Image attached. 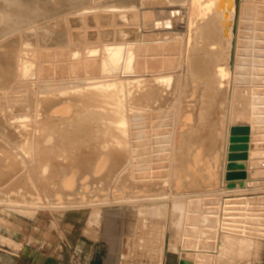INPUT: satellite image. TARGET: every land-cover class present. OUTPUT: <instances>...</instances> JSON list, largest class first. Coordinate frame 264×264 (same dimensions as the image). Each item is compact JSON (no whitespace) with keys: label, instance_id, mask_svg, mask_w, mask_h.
Instances as JSON below:
<instances>
[{"label":"bare ground","instance_id":"6f19581e","mask_svg":"<svg viewBox=\"0 0 264 264\" xmlns=\"http://www.w3.org/2000/svg\"><path fill=\"white\" fill-rule=\"evenodd\" d=\"M254 1L0 0V102L7 113H16V120L28 118L23 126L0 122L1 217L15 216L21 228L28 224L23 218H36L39 210L51 208L86 221L93 214L87 206L107 204L95 214L96 221L115 224L119 233L126 226L122 213L133 203L141 205L135 210L142 213L160 211L169 200L179 223L186 202L178 199L227 193L226 118H219L225 126L213 132L208 115L215 96L236 90L243 17L258 16L261 10L264 14V4ZM155 45L167 48L159 51L162 61L167 51L179 53L180 69L191 77L190 89L172 105L167 103L170 73L155 68L144 73L140 64L132 69L133 59ZM165 109L171 111L167 135L161 137L167 155L160 157L166 155L176 168L159 179L141 155L154 134L151 118ZM200 113L207 115L205 124ZM137 124L148 131L146 141L135 132ZM59 137L78 138V145L65 147ZM3 229L1 224L0 233ZM122 236L125 244L117 264H132L134 236ZM11 237L13 254L25 251L22 241ZM45 257V264H59L62 258ZM13 262L11 255L0 253V264Z\"/></svg>","mask_w":264,"mask_h":264},{"label":"rangeland","instance_id":"374dc122","mask_svg":"<svg viewBox=\"0 0 264 264\" xmlns=\"http://www.w3.org/2000/svg\"><path fill=\"white\" fill-rule=\"evenodd\" d=\"M254 2L264 4V0H255ZM262 11H259V13H262ZM259 13L257 12L258 16H255V14L249 16L247 14L242 20L243 29L241 30L239 52L236 58V63H238L234 70L235 75H238L234 76L235 79H233V87H236L235 91L237 92L234 89L233 92L227 89L224 90L222 96L220 94L215 96L212 99L213 103H211V114L208 115L209 118L211 117L209 119L211 121L208 122L209 126L211 128L214 127L213 132L223 125V123L219 125V118H222V116L223 120L226 118L224 145L225 147L227 146L226 155L228 163L223 173L225 172L224 176H226L224 185L228 186L226 189L232 191L226 190L227 193H224L221 197L219 195L215 196L216 199L214 195L212 197L204 194L178 199L181 203L186 202V206L183 205L181 211L179 210L181 212L179 214V223L176 222L178 215L169 210V207L172 206V203L168 202L169 200L163 202V208L160 211L144 210L142 213H137L135 210V207L141 205L138 202L133 203L134 206L130 210H125L122 213L126 226L123 230H119L121 233L113 229V227L116 228L115 224L106 223L105 225L103 218H100V222L96 221L98 218L95 214L98 211L103 212L107 209L109 206L107 204L99 207L87 206L85 210H92L93 214L91 213L86 221H79L78 217L75 218V216L71 215L66 217L65 212L62 211L64 209L60 211H55L51 208L41 209L38 211L36 218L22 219L28 223L21 225L23 229L18 226V222L14 221L17 220L15 216H11V221L1 217L0 214V217L4 219L3 221H7L5 225L3 221H0V225L3 224L5 227L3 229L4 233H0V253L13 251V249H10L12 246L9 241V237L12 236L22 241V247H25V251L22 250L20 252L28 253L30 251L29 246H37V249L42 251L38 253L40 262H44L45 256L53 254L52 252L65 255L67 259L79 258V254L83 251L82 245L79 246V243H82L81 240L83 241V238L88 236L91 241L103 240V244L106 245V247L104 246L106 248L105 252L109 254L108 264H117L123 250L122 247L125 244L124 236L122 235L126 233L134 236L131 244L132 264H179V261L181 262L182 260L187 261L188 264L190 262L191 264H230L231 262V264H264V154L261 153L264 152V14L261 15ZM8 39L9 37L3 42ZM164 49L167 48L155 45L153 48L143 50L140 57L133 59L132 69L135 71L138 64H140V70L144 73L150 72L152 68H155L157 73H170V77L166 79L171 85V90H168L170 92L168 93L169 99H167V103L172 105L178 96L182 98L186 92L185 90L188 91V88L190 89L191 83L189 80H191V77L188 76L185 69H180L179 59L181 57L179 53L172 54L173 51L172 53L167 51L166 55L164 54L163 56L165 59L161 60V52L165 51ZM239 69L240 72H238ZM178 73L181 75L175 77ZM180 87L182 88L181 90ZM165 90L167 91V89ZM225 91L228 93L226 94ZM253 104L255 105V110L251 108ZM160 112L151 118L154 134L149 145H146V147L148 146L147 150L143 154L141 153L142 157H146L143 161H147L145 163H148V169L151 168L150 164L152 169H154V175H152L159 179L166 178L169 176V171L176 168L174 162L171 168L172 162L166 159L167 153H164L166 149L161 147L163 144L166 145V142L162 141V138L167 135L166 127H168V122H170L171 111L170 109H165ZM0 116V122L6 124V126H10L12 123L23 126L24 123L22 122L28 121V118L16 120V113H7L2 102H0ZM199 116V120L205 124L206 120L204 117L207 115L200 113ZM139 121V119L136 120V122ZM135 132L139 135L142 133L141 137L146 141L145 135L148 131L144 133L142 128L138 127L137 124ZM216 134L213 133L211 135V137L213 136L212 141L216 137ZM159 137H162L160 141ZM235 137L246 138L247 140H234ZM59 141V143H64L65 147L72 145L71 142L76 146L78 145V138L66 137V139H62L59 137ZM235 144H238L237 147H234ZM143 146L144 144L140 147ZM251 149L254 150L251 151ZM249 150V153L253 156L247 152ZM258 151L261 152L259 153ZM243 152H246V156H240V153ZM162 153L163 155L166 154L165 158L160 157ZM260 154L263 155L261 156ZM145 163L143 166H146ZM221 164L223 163L221 162ZM140 170L143 169L140 167ZM236 171L243 172V174L241 173L236 177L228 176V173H236ZM232 197H234L233 200ZM112 205L115 209L121 208V206L115 203ZM125 207L130 206L126 205ZM79 217L82 218V216ZM89 217H94V219ZM88 218L91 221L93 219L94 222H91ZM11 222L17 225L13 227ZM101 222L104 223V228L100 227ZM11 226L13 228L9 229ZM234 227H236V230ZM8 229L9 232L6 231ZM249 238H252L251 240L254 239L253 241L258 243L255 242L254 244ZM245 240H248L250 243ZM252 243L253 245H251ZM219 249H222L223 252ZM209 250L214 251L210 252ZM116 255L118 256L117 258ZM236 260L237 262H234ZM185 261H183L184 264H187Z\"/></svg>","mask_w":264,"mask_h":264},{"label":"crops","instance_id":"0c3cea01","mask_svg":"<svg viewBox=\"0 0 264 264\" xmlns=\"http://www.w3.org/2000/svg\"><path fill=\"white\" fill-rule=\"evenodd\" d=\"M84 237V235H83ZM86 237V236H85ZM76 241V240H75ZM82 243H79V246L82 245V253L79 254V258H69L66 256L60 255V253L55 254L56 256H63L59 262V264H108L109 254L105 252L106 245L103 244V240H94L91 241L90 237L83 238ZM74 243V241H73ZM105 246V247H104ZM30 251L28 253H16L8 251L7 253H3L5 255L9 254L14 258L13 264H45V262H40L38 253L41 251L37 249V246L31 245L29 246ZM11 249V248H10ZM56 251V249H55ZM42 252V251H41ZM71 252V249H70ZM72 254V252H71ZM69 253V255H71Z\"/></svg>","mask_w":264,"mask_h":264},{"label":"water","instance_id":"95a60500","mask_svg":"<svg viewBox=\"0 0 264 264\" xmlns=\"http://www.w3.org/2000/svg\"><path fill=\"white\" fill-rule=\"evenodd\" d=\"M239 128H240V127H239ZM239 139H242V140H244V141L247 140L246 138H237V137H235L234 140H239ZM237 145H238V144H235L234 147H237ZM239 145H240V144H239ZM243 153H244V154H243ZM243 153H240V156L246 154V152H243ZM245 156H246V155H245ZM231 158H232V157H231ZM241 173L243 174V172H238V171H236V173H231V172H230V173H228V176H229V177H236L237 175H239V174H241Z\"/></svg>","mask_w":264,"mask_h":264}]
</instances>
